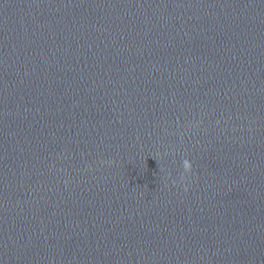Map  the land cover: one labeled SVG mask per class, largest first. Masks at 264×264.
Masks as SVG:
<instances>
[{
  "label": "clouds",
  "instance_id": "9594fccd",
  "mask_svg": "<svg viewBox=\"0 0 264 264\" xmlns=\"http://www.w3.org/2000/svg\"><path fill=\"white\" fill-rule=\"evenodd\" d=\"M201 123H202V121H198L195 126L199 127V125ZM181 166H182V172L180 173L179 181L173 180L172 185L177 186L179 184L180 186L183 187V190L185 192H187L189 190L187 180H188V177L192 174L193 164L189 159L183 158L182 162H181ZM169 175H171V174L169 173ZM64 182H65V184L68 183L67 180H65Z\"/></svg>",
  "mask_w": 264,
  "mask_h": 264
}]
</instances>
